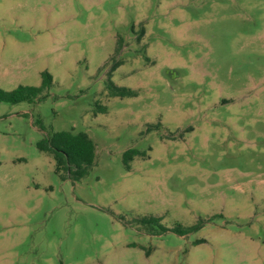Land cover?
Segmentation results:
<instances>
[{"label": "rangeland", "instance_id": "374dc122", "mask_svg": "<svg viewBox=\"0 0 264 264\" xmlns=\"http://www.w3.org/2000/svg\"><path fill=\"white\" fill-rule=\"evenodd\" d=\"M44 71L0 102V264H264V0H0V89ZM62 131L95 144L77 182Z\"/></svg>", "mask_w": 264, "mask_h": 264}, {"label": "trees", "instance_id": "16d2710c", "mask_svg": "<svg viewBox=\"0 0 264 264\" xmlns=\"http://www.w3.org/2000/svg\"><path fill=\"white\" fill-rule=\"evenodd\" d=\"M120 50L117 49L116 53ZM121 65L122 62H115L112 66V73L115 72ZM112 73L109 74V80L106 84V90L110 98H134L138 96V91L117 86L111 79ZM42 82L39 87L30 86H19L17 89L6 92L0 89V102L19 104L22 102H34L35 100L45 99L47 95L42 96L53 86L52 75L44 71L41 73ZM100 112L105 113V107H98ZM41 125V122H39ZM44 129V127H42ZM153 129H160V125L151 127ZM151 131V129H149ZM38 148L41 152L49 154L53 157L55 161L56 173L61 176L62 179L67 178L72 179L74 182L80 181L86 177L95 165V144L92 139L86 133L73 132H57L51 137L46 138L38 143ZM138 156L145 157L146 153H141L136 149H130L124 154V163L128 171L131 170V162ZM161 218L151 217L139 220L141 225L153 226L159 225L163 232L171 231L179 236H186L202 229L203 225L206 223L201 221L199 224L191 227H183L182 225H176L173 229H168L160 225ZM153 233V230H150ZM201 243L198 241L196 244Z\"/></svg>", "mask_w": 264, "mask_h": 264}]
</instances>
